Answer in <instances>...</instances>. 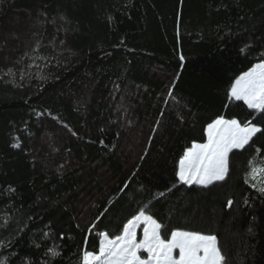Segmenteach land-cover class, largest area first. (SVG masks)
<instances>
[{"label": "trees", "instance_id": "trees-1", "mask_svg": "<svg viewBox=\"0 0 264 264\" xmlns=\"http://www.w3.org/2000/svg\"><path fill=\"white\" fill-rule=\"evenodd\" d=\"M261 53L264 0H0V262L83 264L143 210L264 264V132L222 181L177 175L218 118L264 129L229 96Z\"/></svg>", "mask_w": 264, "mask_h": 264}, {"label": "snow or ice", "instance_id": "snow-or-ice-1", "mask_svg": "<svg viewBox=\"0 0 264 264\" xmlns=\"http://www.w3.org/2000/svg\"><path fill=\"white\" fill-rule=\"evenodd\" d=\"M245 48H241V52ZM260 55L264 57V53ZM229 96L237 101L242 100L249 109L264 116V59L236 80ZM207 132L208 142L194 144L179 162L180 170L177 175L185 184L207 186L213 181L224 180L228 172V153L232 149H243L264 129L250 122L241 126L236 119L218 118L208 125ZM261 172H264V167H253V179ZM258 190L264 194V187ZM232 204L233 201L228 200L227 206L231 207ZM141 222L144 225L143 239L137 241L135 229ZM162 227L153 216L146 215L142 210L128 220L122 234L114 239L101 233L103 241L99 253L85 252L83 264H226L216 236L173 230L170 237H163ZM251 231L250 228L249 232ZM174 250H178V257L173 255ZM141 251L148 254L146 259L141 257ZM52 254L58 255L55 251Z\"/></svg>", "mask_w": 264, "mask_h": 264}, {"label": "rangeland", "instance_id": "rangeland-1", "mask_svg": "<svg viewBox=\"0 0 264 264\" xmlns=\"http://www.w3.org/2000/svg\"><path fill=\"white\" fill-rule=\"evenodd\" d=\"M235 100V99H234ZM240 101H242V100H240ZM243 102V101H242ZM244 103V102H243ZM246 105V104H245ZM247 106V105H246ZM252 110V109H251ZM207 129H208V127L206 128V131H205V134H206V142L204 143V144H206L207 142H208V132H207ZM193 148V145H192V147H191V149ZM235 150H240V149H232L231 151H235ZM230 151V152H231ZM229 152V153H230ZM229 153H228V155H229ZM253 167H256V168H261V167H263L261 164H259V165H254V166H252V168ZM252 168H251V170H250V173H249V181H250V184L253 186V185H255V187H262L263 185H264V172H261V173H257L256 174V178L255 179H253V177H252ZM179 170H180V164H179ZM179 172V171H178ZM179 178V177H178ZM179 182H182L180 179H179ZM214 182H217V181H213L212 183H214ZM183 184H185L184 182H182ZM211 183V184H212ZM186 185H189V184H186ZM191 185H197V186H201V187H207V186H209L210 184H208L207 186H204V185H199V184H196V183H193V184H191ZM143 228H144V225H143V222H141L138 226H137V228L135 229V231H136V237H137V241H139V240H141V239H143ZM140 255H141V257L142 258H147V253L146 252H143V251H141L140 252ZM173 255L174 256H177L178 257V255H179V252H178V250H174V252H173Z\"/></svg>", "mask_w": 264, "mask_h": 264}, {"label": "built area", "instance_id": "built-area-1", "mask_svg": "<svg viewBox=\"0 0 264 264\" xmlns=\"http://www.w3.org/2000/svg\"><path fill=\"white\" fill-rule=\"evenodd\" d=\"M180 184H182V182H180Z\"/></svg>", "mask_w": 264, "mask_h": 264}]
</instances>
